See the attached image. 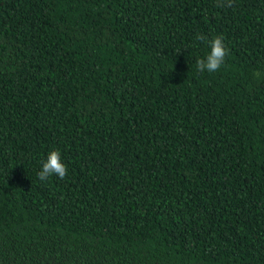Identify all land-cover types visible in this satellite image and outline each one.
Wrapping results in <instances>:
<instances>
[{
    "label": "trees",
    "instance_id": "trees-1",
    "mask_svg": "<svg viewBox=\"0 0 264 264\" xmlns=\"http://www.w3.org/2000/svg\"><path fill=\"white\" fill-rule=\"evenodd\" d=\"M217 3L0 0V264H264V0Z\"/></svg>",
    "mask_w": 264,
    "mask_h": 264
},
{
    "label": "clouds",
    "instance_id": "clouds-1",
    "mask_svg": "<svg viewBox=\"0 0 264 264\" xmlns=\"http://www.w3.org/2000/svg\"><path fill=\"white\" fill-rule=\"evenodd\" d=\"M233 0H218V7H231ZM198 41H206L210 51L204 58L197 59L196 69L198 72L214 73L219 71L225 63L229 50L227 49L224 37L217 35L208 39V37L197 35ZM67 166L61 159V154L58 150H50L45 160L42 161V167L38 171L37 176L41 181H46L50 176H57L63 179L67 175Z\"/></svg>",
    "mask_w": 264,
    "mask_h": 264
}]
</instances>
